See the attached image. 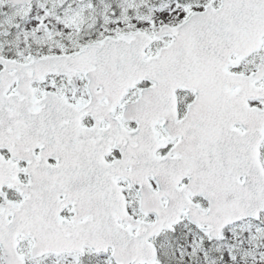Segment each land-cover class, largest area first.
<instances>
[{
	"label": "snow or ice",
	"instance_id": "6c2138e0",
	"mask_svg": "<svg viewBox=\"0 0 264 264\" xmlns=\"http://www.w3.org/2000/svg\"><path fill=\"white\" fill-rule=\"evenodd\" d=\"M0 264H264V0H0Z\"/></svg>",
	"mask_w": 264,
	"mask_h": 264
}]
</instances>
